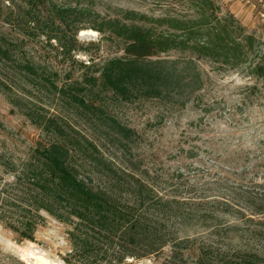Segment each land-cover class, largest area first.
<instances>
[{
  "label": "trees",
  "instance_id": "16d2710c",
  "mask_svg": "<svg viewBox=\"0 0 264 264\" xmlns=\"http://www.w3.org/2000/svg\"><path fill=\"white\" fill-rule=\"evenodd\" d=\"M190 1L194 15L185 18L141 15L139 22L129 11L132 23L97 20L91 27L118 38L123 53L97 75L67 73L61 81L34 40H55L72 56L87 9L69 0H0V90L42 135L25 157L0 154L3 174L13 177L0 175V222L19 241L34 240L46 211L69 225L68 264H264V175L257 170L264 158L250 176L230 165L252 153L243 154L242 121L264 97V40L233 13H219L215 0ZM202 60L245 72L250 81L212 94ZM113 101L157 104L149 128H179L189 104L202 115L190 123L195 131L184 129L163 147L162 132L125 122L110 109ZM71 111L88 131L66 115ZM226 116L228 128L220 122ZM202 132L209 160L224 162L220 171L216 163L203 166L198 145L183 146ZM253 137L264 152V137ZM193 158L205 169H187Z\"/></svg>",
  "mask_w": 264,
  "mask_h": 264
},
{
  "label": "rangeland",
  "instance_id": "374dc122",
  "mask_svg": "<svg viewBox=\"0 0 264 264\" xmlns=\"http://www.w3.org/2000/svg\"><path fill=\"white\" fill-rule=\"evenodd\" d=\"M61 1V0H60ZM64 1V0H62ZM74 5L86 8L88 13L87 18L83 22L84 28L91 27L97 20L103 18H120L128 23H132L133 19L127 18V12L134 11L137 13V20L142 22L144 18L141 15H146L148 18H159L167 15L185 16L194 15V5L190 0H69ZM219 9L218 12L233 13L248 29L264 40V0H215ZM136 17V16H135ZM185 18V17H184ZM152 24L151 21L146 22ZM98 30L94 27H91ZM100 32V37L95 38L94 42L80 43L71 55H65L55 40H52V45L48 44L43 36L36 37L34 40L35 50L43 57L44 60L49 61L53 70H58L60 73V80L65 79L67 73L71 74L70 79H78L84 75H97L99 68L107 61V59L120 55L123 53L122 44L115 36H110L107 31ZM171 54H175L174 51ZM78 55H86L88 60H78ZM201 69L207 73V81L212 90V94L226 93L230 94L227 86L238 83H247L250 81L247 73L240 70L222 68L219 64L211 61L202 60L199 62ZM259 105H254L245 111L242 123L245 125L242 129L245 130L243 134V154L249 150L252 151L247 160L246 155L244 159L238 162L230 163V165L239 172H242L245 167L249 169L246 174L248 176L253 172V166L263 160L264 152L256 150L252 141L254 135L264 137V97L260 100ZM50 107L51 112H59V108L54 102H46ZM110 109L118 114L125 122L133 125L140 131L146 130L147 132L153 131L162 132L163 137L161 144L163 147L169 146V141L176 139L180 136L184 129L195 131V126H190L194 121L202 115L199 109L189 104L179 116L180 127L175 129L173 127H156L149 128V124L153 123L157 118L160 108L157 104L146 101L143 105L127 104L124 102L113 101L110 102ZM70 119L84 131H88V126L81 119V114L76 111H71L66 114ZM221 127L228 128L231 123L229 116L220 121ZM173 124V122H171ZM207 120L204 119L199 129L206 128ZM158 129V130H157ZM42 137L41 130L34 125L26 116L17 110L6 98L5 94L0 90V154H5L10 158L25 157L31 149L36 145V142ZM201 140H192L184 144L187 149L191 146L198 145L196 148L199 155L204 156L207 163L217 165L220 171L225 167L224 162L209 160L208 154L205 152L204 147L201 145L203 139L207 137L205 132L199 136ZM204 137V138H203ZM205 140V139H204ZM178 148V144L176 146ZM223 147V146H222ZM175 149V147H173ZM223 149V148H222ZM167 151L172 150L167 148ZM224 150V149H223ZM176 151V150H175ZM199 158L190 159L197 161ZM210 161V162H209ZM220 161H223L220 159ZM174 166H181L183 163L177 160L171 161ZM180 163V164H179ZM229 162L226 163V166ZM188 166V168H187ZM199 163L195 162L193 165H186L187 169H194L199 167L205 169ZM185 167V166H183ZM259 175H264V168H258ZM0 175L7 180H12L10 174H3L0 166ZM2 183L0 182V189ZM46 217L45 222L38 226L35 233L34 240L24 239L18 240V235L11 228L7 227L0 222V264H35V261L22 258L23 251L33 248L46 252V255L51 259H59L66 263L65 257L69 256L71 250V243L68 237L69 225L61 222L52 217L46 211H43ZM20 250V251H19ZM169 247L166 248V252ZM132 260V259H129ZM140 262L143 264H157L154 258L143 259ZM68 264V263H66ZM137 264V263H133Z\"/></svg>",
  "mask_w": 264,
  "mask_h": 264
},
{
  "label": "clouds",
  "instance_id": "9594fccd",
  "mask_svg": "<svg viewBox=\"0 0 264 264\" xmlns=\"http://www.w3.org/2000/svg\"><path fill=\"white\" fill-rule=\"evenodd\" d=\"M100 35L101 34L98 30L88 27L79 30L77 32L76 39L80 43H90V42H94L95 38H99ZM76 58L78 60H85V61L88 60L86 55H78ZM44 264H49V262L45 261ZM59 264H63V261H60Z\"/></svg>",
  "mask_w": 264,
  "mask_h": 264
},
{
  "label": "bare ground",
  "instance_id": "6f19581e",
  "mask_svg": "<svg viewBox=\"0 0 264 264\" xmlns=\"http://www.w3.org/2000/svg\"><path fill=\"white\" fill-rule=\"evenodd\" d=\"M33 248H34V246H33ZM33 248L20 253L22 258H25L26 260L31 258L32 260L35 261V264H44L45 261H48L49 264H59V262L62 261L59 259H51V257L49 258L46 255V252H43V251L38 250V249H33ZM63 264H66V263L63 262ZM137 264H143V262H138Z\"/></svg>",
  "mask_w": 264,
  "mask_h": 264
}]
</instances>
